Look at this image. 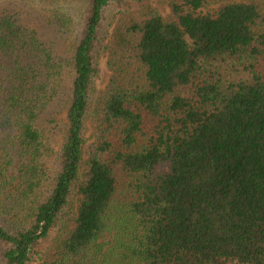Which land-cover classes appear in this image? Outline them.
<instances>
[{"label":"trees","instance_id":"obj_1","mask_svg":"<svg viewBox=\"0 0 264 264\" xmlns=\"http://www.w3.org/2000/svg\"><path fill=\"white\" fill-rule=\"evenodd\" d=\"M162 1L63 58L0 17V264H264V0Z\"/></svg>","mask_w":264,"mask_h":264},{"label":"rangeland","instance_id":"obj_2","mask_svg":"<svg viewBox=\"0 0 264 264\" xmlns=\"http://www.w3.org/2000/svg\"><path fill=\"white\" fill-rule=\"evenodd\" d=\"M230 1L233 0H209L206 5L200 8V12L203 14L209 13L221 4ZM87 3L88 0H0V17L10 15L19 19L24 25L36 29L41 40L53 47L59 57H70L75 43L81 35L82 19ZM158 7L163 14H167L169 11L167 0L160 2ZM107 16L108 18L105 21L106 37L109 38L113 27L120 18L118 7L115 5V7L109 8ZM106 75L105 57H102L96 78L98 89L104 87ZM58 120L65 123V110L60 112ZM86 137L85 157L93 141L90 130H88ZM166 169V165L158 168L160 171ZM52 246V239H45L42 243V249L45 251L52 248ZM36 256L41 258L33 260L31 264H46L53 260L50 253H41Z\"/></svg>","mask_w":264,"mask_h":264}]
</instances>
